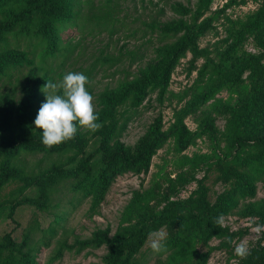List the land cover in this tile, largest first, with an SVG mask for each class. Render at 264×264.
Here are the masks:
<instances>
[{
  "label": "rangeland",
  "instance_id": "obj_1",
  "mask_svg": "<svg viewBox=\"0 0 264 264\" xmlns=\"http://www.w3.org/2000/svg\"><path fill=\"white\" fill-rule=\"evenodd\" d=\"M26 3L11 0L7 7L20 13ZM73 5L72 18L58 28L55 57H43L39 30L22 32L19 23L0 46L1 53L14 51L0 73V136L18 125L16 108L29 99L25 88L33 69L42 81L26 105V120L34 125L45 83L57 84L61 93L63 75L80 72L88 77L100 125L95 131L77 126V139L68 140L74 152L63 160L66 173L49 151L14 158L32 180L0 184V264H108L128 253L119 241L134 244L149 227L131 264H198L202 254L203 264H263L264 229L255 228L264 225V28L251 31L250 21L264 19V0H73ZM180 5L191 10L183 12ZM16 13L0 19L11 22ZM179 19L196 30L213 20L198 39L200 51L189 48L166 85H144L145 76H153L151 67L187 32L163 34L162 24ZM180 125L187 128L183 138ZM157 130L168 137L147 163L121 168L106 183L101 179L118 146L137 155ZM39 131L34 139L41 140ZM6 150L0 147V158ZM88 176L96 186L81 190L79 181ZM44 178L53 180L51 194L21 202L38 199ZM170 204L182 209L155 223V214ZM221 215L223 226L214 225ZM156 230L166 236L158 253L148 242ZM241 241L249 248L245 258L234 254Z\"/></svg>",
  "mask_w": 264,
  "mask_h": 264
},
{
  "label": "trees",
  "instance_id": "obj_2",
  "mask_svg": "<svg viewBox=\"0 0 264 264\" xmlns=\"http://www.w3.org/2000/svg\"><path fill=\"white\" fill-rule=\"evenodd\" d=\"M11 0H0V18L1 17H10L14 13H16L13 9V5L7 7V4ZM15 1V0H13ZM18 1H27V3L21 8L20 13H16V18L13 19V21L5 22L4 20L0 19V46L5 41L6 36L13 31L19 30L18 23L22 26L21 31L25 32H31V28L37 29L43 36L41 41L39 42V45H41L42 48L45 47V52L43 53V57L45 59L52 55L55 57L58 55L59 48L57 47V43L59 42V36H58V28L64 25L65 22L68 19H71L73 16V0H18ZM205 5H200L199 7L203 8ZM207 6V5H206ZM183 12H188L191 9L186 6H179ZM22 9L25 13H22ZM213 19H206L202 24L199 26V28L192 29L189 25H185V21L182 19H179L175 22L171 23H165L161 25V30L164 32L163 34H169L171 32H178L182 30L183 28H188L185 35L180 39L178 44H176L173 49L165 56L162 57L157 63L151 67L153 76H145L143 80L144 85H153V86H163L168 83V79L171 76V73L173 72L176 62L179 60L181 56L184 55V53L190 48L194 53H198L200 49H198V39L209 29L211 22ZM37 27V28H36ZM264 28V19L257 16L256 18L252 19L250 21V30H260ZM23 35H26L23 33ZM14 51L10 52H0V73L4 71L6 68L5 62L9 59V57L13 54ZM15 55L13 56V58ZM157 70V71H155ZM31 76H30V83L25 88V90L29 87L27 94L29 95V99L25 97V99L20 102V106L17 109V120L18 125L16 128L9 129L5 131V133L0 136V147L3 149H8L4 151V156L0 158V184L2 182H5L12 178H25L29 181L32 180V178L28 175H24V168H21L17 166V163L14 161V158L18 157L19 154L22 152H27L31 154H35L37 152H51V154L57 155L56 161L59 165L61 172L66 173L68 169H65V166L67 163H65L64 158L67 156L66 154L68 152H74L73 147L68 146V140L61 142L59 144L53 145L51 147L45 146L41 143L40 139H34L33 136H37L38 130H35V132L32 130L30 126H34L31 124V120H26V116L24 112L26 113L27 110V104H29L30 101H32V98L35 96V88L41 84L42 79L37 77V74L35 70H31ZM46 84V83H45ZM43 87V86H42ZM132 90V88H129L125 91V95H128V93ZM114 97H110V101ZM30 100V101H29ZM33 103V101L31 102ZM0 112L4 110L3 107H0ZM11 117L9 116L7 119L8 124L11 123ZM19 126L21 127V131L19 132ZM180 129L182 131L181 136L182 138L186 136L187 134V128L185 125H180ZM78 133H75V135L72 137L74 141L77 139L76 135ZM113 132H108V135L111 136ZM168 137V134L161 133L160 131H156L154 133L153 138L149 143L146 145V149L139 152L137 155H129L124 152L121 146H118L111 154V156L108 159V169H105L104 173H101V179L106 183L108 180H106V177L114 176L117 174L118 171L121 170V168H133L136 166H141L147 161L153 157L155 154L157 148L162 144V142ZM264 142V141H263ZM181 145L184 147L187 145V141H184L181 143ZM105 146H101L99 149L104 148ZM12 152V154H11ZM105 152L107 150L105 149ZM261 161H264V151L260 155ZM91 159V154L87 157L81 158L79 166L77 169L80 168L81 165L86 164ZM4 161L10 162V164L4 165ZM196 163H200V159L194 160ZM204 159H202L201 162H203ZM120 166V167H119ZM3 167V169H2ZM109 170V171H106ZM74 171H77L74 169ZM34 173V172H33ZM264 173V170L261 171V174ZM36 176L35 178H37ZM53 180L49 178H44L42 181L39 182L40 186V192L41 195H39L38 199H24L21 202H27V203H35L37 200L41 201L43 199V196L50 195L53 191ZM80 189L81 190H93L96 186V181L93 178L89 177L83 178L79 181ZM45 188H48V192H45ZM181 204H177L175 207L170 204L167 206V208L159 213L155 214V223H164L167 219H169L176 210H180ZM149 228H144L141 230L138 241L134 244L132 243H124V241H119L118 246L125 247L128 249V253L124 258L120 257H113L110 259V262L108 264H131V259L134 253L139 251V249L142 247L143 240L146 237V234L148 232ZM10 242H13L11 240ZM116 242H112V245H115ZM206 254L201 255V259L199 260L198 264H203ZM264 264V263H263Z\"/></svg>",
  "mask_w": 264,
  "mask_h": 264
},
{
  "label": "clouds",
  "instance_id": "obj_3",
  "mask_svg": "<svg viewBox=\"0 0 264 264\" xmlns=\"http://www.w3.org/2000/svg\"><path fill=\"white\" fill-rule=\"evenodd\" d=\"M88 77L80 72H68L63 75L59 84L61 93H57V84L47 82L42 91L45 100L38 109L33 121L37 130L42 129L41 143L51 147L71 139L77 132V126L90 131L97 130L100 125L98 116L94 112L93 97L86 88ZM51 89V91H48ZM214 225L222 227L223 216L213 221ZM264 229V225H257V232ZM166 236L163 231L156 230L149 233V245L153 252H161L165 247ZM237 257L245 258L249 254L247 243L241 241L234 248Z\"/></svg>",
  "mask_w": 264,
  "mask_h": 264
}]
</instances>
